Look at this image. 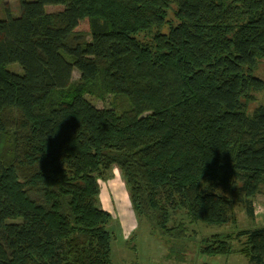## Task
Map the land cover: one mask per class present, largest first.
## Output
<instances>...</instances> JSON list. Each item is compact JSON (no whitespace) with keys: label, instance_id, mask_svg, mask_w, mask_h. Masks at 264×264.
<instances>
[{"label":"trees","instance_id":"obj_1","mask_svg":"<svg viewBox=\"0 0 264 264\" xmlns=\"http://www.w3.org/2000/svg\"><path fill=\"white\" fill-rule=\"evenodd\" d=\"M16 1V16L0 9V264H113L96 180L113 166L168 259L185 262L186 223L224 225L233 205L255 217L264 0ZM180 211L186 223L171 226ZM240 240L264 264V227L198 251L228 257Z\"/></svg>","mask_w":264,"mask_h":264},{"label":"rangeland","instance_id":"obj_2","mask_svg":"<svg viewBox=\"0 0 264 264\" xmlns=\"http://www.w3.org/2000/svg\"><path fill=\"white\" fill-rule=\"evenodd\" d=\"M0 7L2 15H5L6 10H8L16 16L19 13L20 3L16 0H1ZM61 9L62 7H49L48 11L57 12ZM80 29L86 31L88 24L84 22ZM14 70L19 71V68L16 67ZM253 76L264 82V61L259 64ZM73 77L74 80H77L79 74L75 71ZM86 99L99 109L121 106V103L117 101L118 99L114 97L99 100L92 96H86ZM255 99L256 101L249 105L251 110L264 105L263 94H255ZM104 181L100 184L102 190L100 200L102 209L110 212L113 216V220L108 226L110 233L113 235V264H251L237 252L242 248L243 240L233 242L236 250L235 254L215 258L203 256L199 253V240L214 234L235 235L240 231L264 227V188L263 193L254 199V218L248 216L241 205L232 206L228 222L221 226L191 225L186 223L185 212H177L171 226H176L182 220L187 224L188 234L191 236V239L186 242L188 254L185 262L182 263L174 258L168 259L169 244L157 236H153L149 224L137 220L121 173L119 171L111 172L110 177ZM221 193L228 195L225 190H221Z\"/></svg>","mask_w":264,"mask_h":264},{"label":"clouds","instance_id":"obj_3","mask_svg":"<svg viewBox=\"0 0 264 264\" xmlns=\"http://www.w3.org/2000/svg\"><path fill=\"white\" fill-rule=\"evenodd\" d=\"M116 171H119L118 166H113V172H116ZM96 180H97V185H99V184L105 182V181H104L101 177H99V176H97Z\"/></svg>","mask_w":264,"mask_h":264}]
</instances>
